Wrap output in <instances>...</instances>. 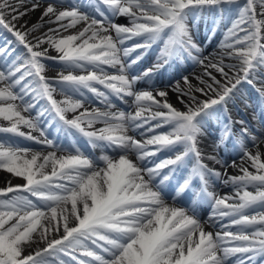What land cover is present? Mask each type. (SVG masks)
<instances>
[{
	"label": "snow or ice",
	"instance_id": "6c2138e0",
	"mask_svg": "<svg viewBox=\"0 0 264 264\" xmlns=\"http://www.w3.org/2000/svg\"><path fill=\"white\" fill-rule=\"evenodd\" d=\"M225 5L235 11L227 17L220 52L205 57L195 40V22L213 10L223 21ZM36 10H41L38 22L17 27ZM120 18L127 23L116 22ZM0 28L25 49L14 56V49L0 47V56H14L0 68V121L6 122L0 123V133L11 134L0 139V170L24 181L0 187V264L264 260V130L253 134L244 121L226 115L240 87L253 80L261 83L256 91L264 104V0H95L87 6L82 0L67 5L32 0L30 7L26 0H0ZM154 47L155 63L133 75L134 66ZM45 59L59 61L64 71L48 78ZM187 61L200 65L203 73L173 77L157 87L154 77L163 69ZM138 82L151 90H137ZM57 87L62 100L54 96ZM85 90L103 108L86 107ZM27 97L45 102L34 117L25 115L37 106ZM111 97L133 98L134 110L114 111ZM69 112L75 114L71 119ZM45 116L51 117L50 126L79 134L91 147L110 149L118 158L103 154L94 159L79 147L59 148L41 125ZM213 121L219 135L206 155L202 138ZM98 123L103 127L96 128ZM165 127L169 130L158 131ZM130 129L148 138L137 140ZM13 137L57 150L21 147ZM229 143L240 161L232 159L229 166L240 174L224 180L234 194L219 196L209 191V181L222 173L204 161L221 163L216 153ZM161 152L170 155L148 166L146 161ZM168 196L190 202L193 214L169 205ZM204 203L212 209L209 221L228 219L223 231H205L195 218L196 206Z\"/></svg>",
	"mask_w": 264,
	"mask_h": 264
},
{
	"label": "bare ground",
	"instance_id": "6f19581e",
	"mask_svg": "<svg viewBox=\"0 0 264 264\" xmlns=\"http://www.w3.org/2000/svg\"><path fill=\"white\" fill-rule=\"evenodd\" d=\"M12 2L14 3L15 0H12ZM39 2L41 4H46L47 2H51V0H39ZM61 2L66 5V4H70V3H80L81 0H61ZM82 2L86 6L88 5V4H86V0H82ZM31 3H32V0H26V6L30 7ZM84 10H89V9L85 8ZM21 11H23V8H21ZM214 11L215 10H213V12ZM229 14H232V13L231 12L227 13L225 11V19L223 21H220L219 18L217 16H215L214 14L212 16L202 17L201 26L203 27V31H202V33L200 35V40H201V42H203V46H201V47H202V49H204V56L205 57H214V56L217 55V53L220 52L219 45H220L221 39L219 37H217V36L215 37V39L212 42H209V41L207 42V39L211 35L212 29L215 27V25L213 24L214 21L215 22L216 21H220L221 23H225V22H227V17H228ZM40 15H41V10H36L34 12H30L28 15L24 16L21 20L16 22V25L19 28L20 25L25 24V22H27V24L30 26L31 24L38 22ZM116 22H118V23H127V21L125 19H122V18L117 19ZM44 30L46 31V28ZM218 30H220V27L218 28ZM0 33H2V35H0V47L7 48L9 52L12 51L13 47H15L16 49H23L24 50L23 46L15 41V38L12 36L11 33H8L6 30H4L2 28H0ZM29 39H31V37H29ZM5 44H9V46L5 47ZM11 45H12V47H11ZM136 54L137 53H134L132 55L133 58L135 57ZM157 54H158V50L153 55V58L151 59V61H149V63H147L146 66H144L143 69H146L149 66L151 67L153 65V63H155ZM50 55L54 56V55H56V53L54 51H52V52H50ZM3 57L4 56H0V67L1 68H5L6 67V65H4ZM225 62L228 63L229 61L226 60ZM49 63H54L55 65L56 64H61L59 61L50 59L48 64H45V72H48L49 70H51V68L49 67L50 66ZM61 71H64V69H60L58 71V73L61 72ZM202 73H203V68H200V67L197 66L191 72L186 74V76H189V78L191 79V78H193L196 75H201ZM213 74L217 75L218 79L220 78L218 76V74H216L215 72H213ZM169 79H171V78L162 77L161 81L167 82ZM193 83H197V81L193 80ZM244 85L245 84H243L240 87V92L237 94V97L234 98V100L229 103L228 108H227V111L228 110H232V114H234V115H236V111H237V113L240 114V116H242V117H245V115L240 112L239 105L237 104V101L243 102L244 104L248 105L250 108H254V107H257V106L261 105V100H260V97H259L257 91L255 90V87L247 89V87L244 86ZM99 87L101 88V90H103V86H99ZM137 88H138V84L136 85V89ZM243 88L246 89V90H241ZM241 92H242V94H241ZM85 93H86V95H85L86 97L92 98L95 101V104L97 105V107L103 108V105H101L99 103V101H97L96 98L92 94L88 93L87 91ZM127 98L131 99V103H133V98H131V97H127ZM26 99H28L30 102H34V100H32L31 97H27ZM116 99H117L116 97H111L112 103L114 104L113 110L114 111H123L124 108H123L122 104L120 102H118ZM170 99L174 103H176V95L171 93V92H170ZM44 104H45V102L43 100H40L39 101V107H38L39 109L35 108V110L39 111L41 109V107L44 106ZM176 106L180 107V105L178 103L176 104ZM134 108H135V106L132 107L128 111H133ZM35 110H33L31 113H25V115H31V116L34 117L35 116V112H34ZM226 115L229 116L231 118V120H235L236 119V118H232V115L230 113H229V115H228V113H226ZM259 120L260 121H264V112L260 113ZM0 123L5 124V126H6V122L0 121ZM41 125L43 126L48 138H51V137L54 138V136L67 135V137L64 136V137H66L68 139V142H69L68 145H67L66 151H73V147L74 146L75 147H79L80 146L79 140L81 138L82 139H86L85 137H82L79 134L70 135L64 129L60 128L58 125H55V124H54L55 126H52V124L50 126L48 124H43L41 122ZM95 127L96 128L103 127V124L102 123H98L97 125H95ZM24 130L27 131V129H24ZM262 130H264V129L261 128L258 131V134H260V132ZM135 132L136 131H134V133H133L132 130L130 129L128 134L134 136V138H135L136 135H138L139 138L142 139V140L148 138L149 134H147V133H142L141 131H137L136 133ZM34 134L35 135H39L38 132H36ZM215 134H218V126L216 125V122L213 121L208 126V128L206 130V135L202 138V142L208 141ZM55 144L57 145L56 142H55ZM19 145L21 147H29V148H32L34 150H39V151H42V152H45V153L47 151H55V150H57L55 148H49V147H47L45 145H41V144H38L36 142H34V144H27V146H23L21 144H19ZM81 150L84 151L85 154H88L91 157H93L94 159L98 158L103 153L104 154L110 153V149H103L102 150L100 148H93L89 144L83 146ZM262 151H264V149H262ZM59 154L60 153L58 152V155ZM115 154H117V153H115ZM110 155L115 156L114 154H110ZM235 155H236L235 158L238 161L237 164H239L240 161H239V157H238L237 152H235ZM116 156H118V155H116ZM130 156H131L132 159H134V160L136 159L135 154L130 153ZM231 169H232V171L240 174L238 169L233 168V167ZM249 170L250 171H254V169H251V168H249ZM49 171H50V168H49ZM229 176H232V175H229ZM7 181H11L12 185H17V184H23L24 183L22 178L13 177L11 174L7 173L6 171L0 170V187L7 186V184H6ZM209 190H211L214 193H220L221 192L223 194V196L224 195L232 196L234 194V191H235V189L233 188V186L231 184H226V183L218 184L217 182L213 181V179H211L209 181ZM166 201H167V203L169 205H175L176 207H183V208L187 209L189 215L193 214L192 213V205L191 204H184L181 200H179V198H177L174 201L171 197H166ZM256 211H259V209L257 208ZM195 218L200 220V222L204 225L205 231H212L213 233H215L217 231H223L224 229L222 228V225H227L229 223L227 218H224L223 220L219 219L218 222H216L215 220L214 221H209V218L208 219L203 218L196 210H195ZM233 229L234 228H232L230 230L235 231Z\"/></svg>",
	"mask_w": 264,
	"mask_h": 264
},
{
	"label": "rangeland",
	"instance_id": "374dc122",
	"mask_svg": "<svg viewBox=\"0 0 264 264\" xmlns=\"http://www.w3.org/2000/svg\"><path fill=\"white\" fill-rule=\"evenodd\" d=\"M244 1L243 0H240V3H243ZM234 11L235 9L233 7H231ZM195 28L196 27H200V24L199 23H196L195 22ZM222 31L224 32L225 31V25L222 26ZM0 35H2V33H0ZM218 37L222 40L223 39V33H220L218 35ZM9 44H5V47H8ZM13 49L15 50V53H14V56H22L24 53H25V50L23 49H16L15 47H13ZM12 49V51H13ZM153 51L149 52V55L148 57H150L152 55ZM14 56H7V57H4L3 60L5 62V64H10L11 63V60L14 58ZM43 62V61H42ZM200 67L202 68L201 66L197 65V64H194L192 61H187L185 62L184 64H182L181 66H179L178 68H176L174 70V76H171V77H175V79L177 78H180L181 75H186L188 74L189 72H191L194 68L196 67ZM54 96L57 100H62L64 98V95L61 93L59 87H57V91L56 93H54ZM76 98V97H74ZM77 99V98H76ZM70 114L68 115H72L73 113L69 112ZM41 122L45 123L47 121H45L44 118L41 119ZM251 190V189H250Z\"/></svg>",
	"mask_w": 264,
	"mask_h": 264
}]
</instances>
